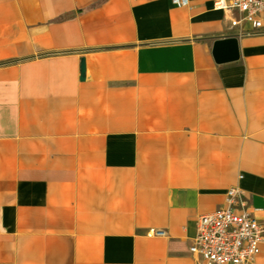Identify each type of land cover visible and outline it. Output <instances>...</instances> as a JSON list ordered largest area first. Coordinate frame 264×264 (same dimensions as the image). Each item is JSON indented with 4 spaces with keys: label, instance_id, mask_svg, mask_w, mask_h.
I'll return each instance as SVG.
<instances>
[{
    "label": "crops",
    "instance_id": "crops-1",
    "mask_svg": "<svg viewBox=\"0 0 264 264\" xmlns=\"http://www.w3.org/2000/svg\"><path fill=\"white\" fill-rule=\"evenodd\" d=\"M175 1L0 0V264H197L233 186L264 219V25Z\"/></svg>",
    "mask_w": 264,
    "mask_h": 264
},
{
    "label": "built area",
    "instance_id": "built-area-1",
    "mask_svg": "<svg viewBox=\"0 0 264 264\" xmlns=\"http://www.w3.org/2000/svg\"><path fill=\"white\" fill-rule=\"evenodd\" d=\"M186 4V0H176ZM215 7L238 14L256 32L264 25V0H217ZM242 199L238 186L230 187L224 204L216 211L199 217L197 234L190 252L197 264H256L264 243V219ZM154 234L165 235L155 230Z\"/></svg>",
    "mask_w": 264,
    "mask_h": 264
},
{
    "label": "water",
    "instance_id": "water-1",
    "mask_svg": "<svg viewBox=\"0 0 264 264\" xmlns=\"http://www.w3.org/2000/svg\"><path fill=\"white\" fill-rule=\"evenodd\" d=\"M238 50V41L236 38L231 37L223 39L216 43L215 45V57L217 61H220L223 56L227 54H233ZM86 73L84 60L81 63V79H84Z\"/></svg>",
    "mask_w": 264,
    "mask_h": 264
}]
</instances>
